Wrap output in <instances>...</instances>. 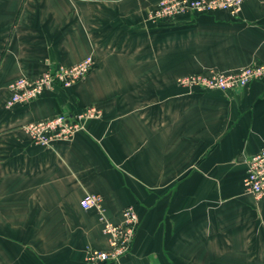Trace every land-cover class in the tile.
Instances as JSON below:
<instances>
[{"label": "crops", "instance_id": "0c3cea01", "mask_svg": "<svg viewBox=\"0 0 264 264\" xmlns=\"http://www.w3.org/2000/svg\"><path fill=\"white\" fill-rule=\"evenodd\" d=\"M158 0H0V264H264V195L242 186L264 146V78L230 90L192 72L264 61V0L154 20ZM91 56L86 77L6 107L8 85ZM92 105L100 115L49 145L25 125ZM132 205L129 251L107 249L99 210Z\"/></svg>", "mask_w": 264, "mask_h": 264}, {"label": "built area", "instance_id": "2783aa9c", "mask_svg": "<svg viewBox=\"0 0 264 264\" xmlns=\"http://www.w3.org/2000/svg\"><path fill=\"white\" fill-rule=\"evenodd\" d=\"M243 2L244 0H158L150 16L154 20H165L184 14L210 13L218 10L237 14ZM93 62L91 56H85L74 64L55 66L34 78L20 76L9 83V96L4 105L12 107L27 103L56 85L68 87L80 82L91 70ZM262 78H264V61L241 67L234 72H192L182 76L179 81L187 86L226 91ZM99 115L100 111L96 107L87 105L74 113H59L44 120L28 123L24 127L35 144L49 145L54 140L68 138L83 128L86 120ZM245 165L242 186L259 198L264 195V146L251 154ZM80 203L84 209L95 207L99 210L102 231L108 244L107 249L87 246L85 259L91 263H98L118 260L127 253L138 224L135 208L132 205L122 208L120 220L113 222L102 215L99 195L87 194Z\"/></svg>", "mask_w": 264, "mask_h": 264}]
</instances>
